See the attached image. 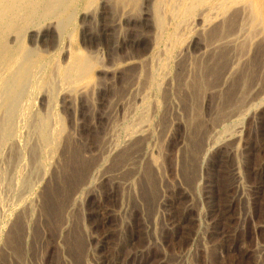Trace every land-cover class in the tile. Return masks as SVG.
<instances>
[{
	"label": "rangeland",
	"instance_id": "obj_1",
	"mask_svg": "<svg viewBox=\"0 0 264 264\" xmlns=\"http://www.w3.org/2000/svg\"><path fill=\"white\" fill-rule=\"evenodd\" d=\"M144 1L145 0L140 1V5L137 8L141 11L133 9L129 14V22L122 21L117 24L114 22L116 15L115 12H113L114 9L111 7V5L108 4L103 8L101 0H97V7L94 6L90 9L89 15L86 17V19L81 21V13L84 14L85 11H79L80 13L78 18L74 21L70 36H67L64 40L65 42L63 41L59 47H57L58 41L55 35H49L48 37L44 38V40L41 42L42 44L40 43L39 48L48 51L53 56L55 55L54 60H59L57 62L59 64H62V61H66V58L71 53V51L68 50H72V45H76L83 53H90L92 55L94 54V56L96 55L97 57L100 56V58H98V65L95 66L93 72L91 73L90 89L82 92L81 94H83V96L79 91H77V93H73L71 95L72 101L70 100L68 102L69 104L62 103L60 100L58 101L56 107L58 113L65 122L64 125L66 128V134H69L73 137H71L72 142L74 141L73 144L76 145V148L81 149L84 159H89L91 166H93L96 162L95 160L97 159L99 150L101 148V139L108 129L109 121L112 120L110 116H113L114 119L119 120L124 114V110H126V108H128L130 105H134V101L136 102L135 97L137 93L135 92V89H137V87H139L138 90L142 89V85L140 84H143V81H140V84H136L133 87L134 90L132 89L129 94L127 93L128 89L125 90V88L129 75H125L128 71V67L125 64H127V62H145L146 59L148 61L150 55L153 54L163 57V54L161 53L163 52L167 54L165 49L168 47L171 49L170 52H172L173 56L171 57V61L169 59L166 61V63L169 65V68L172 69H170V74L166 78L167 84H164L162 91L156 90L154 87L151 89L148 88L149 92L147 93V101L152 106L154 105L152 108L153 114L151 113L152 117L150 121L152 125H149L145 131V133H147L146 135L150 136L149 138L147 136L145 141L146 143L144 142L145 145L143 148H141V145L136 151V156L140 154V156L137 157L140 160H136L139 162L137 163L141 166V168L138 170L135 169V174L131 177V181L128 184L129 188L126 187L124 191H122L123 186L121 183L118 184V182H116V173L112 171L113 168H115L111 165L113 161L109 160L106 165L100 169V173H104V178L100 179L101 182L98 181L94 186L86 188L81 192V194H83V192L85 193L83 196L80 194L76 202H71L73 203L72 205L68 204V207L70 206V208L67 207V212H62L58 223L51 222V219L55 218V215L50 213L48 215L47 212H44V201L46 200L45 189L48 184L45 183L41 188H38L39 190H36V195L40 194V198L35 202L36 213L32 218H30L29 222L31 226L27 225L30 228L29 239L28 241L26 240V244L28 245L25 246V249H27L25 252L28 255V260H25L26 263L24 262L23 264H41V262L42 264H264V253H260V257L258 255L259 250V252H264L261 251L264 249V94L260 96L261 99L254 103V107H252L247 114L248 116L246 115V118L244 117L241 119V122H237L240 124L239 126L242 129L241 132L238 131L239 133L236 135V139L233 141H221L222 143L219 142L216 144L214 149L211 151V155H213H210L211 157L209 156L205 161L206 165L209 163L207 167L205 164L203 166L200 158L198 157L197 165L194 164L195 171L193 175H191L192 177L188 174L186 176L185 166L188 159L187 152L189 151L191 145L187 134V119H189V113L192 112L188 111L187 106L185 107V101L182 97L185 94L184 90L179 87V83L175 79L172 80L171 78H175V71L178 65H180L178 63L181 59L182 61L180 63L185 61L186 64H189L188 62H190L191 65L192 60L195 61V59L201 57L200 55L204 56L205 53L208 54L207 51L204 52L203 50V45H206L207 43L205 40L203 41V35L206 33V31H201L200 28L195 27L193 23H189V25V20L185 26L186 29L181 27L182 29L180 30L181 32L179 31L180 33L178 38L176 37V40H171L167 36V33L173 31L175 27L173 24L174 22L171 24L169 23L170 25H166V28L169 25V29L165 28L166 31L164 30L162 33L164 35H162L157 33V30L152 23L151 17L147 16L145 19H140L141 13L143 11L141 8L143 7L142 5H144ZM247 2L253 6L248 8L246 5L245 7L242 6V4L241 6L237 4L239 7L237 10L239 11L240 9L241 13L236 9L230 13V16L235 13L238 14L237 23L242 22V17H244L245 20L247 18V13L250 12V9L257 7L258 5V0H247ZM259 8L261 12V20L260 24H258V27L256 28H260L261 30H256V32H258L256 33L258 37L255 34H252V29L249 28L246 21L244 23L247 25H243V29L241 28L243 31H239L240 26H237V28H235L236 26L233 27V29L229 31L230 34H226V36L231 39L226 37V46L224 45L225 47H223L225 48L224 50L227 56V66L224 67V73L222 72L223 76H221L219 82L217 83L211 82L214 80L213 77H207V81L210 82L208 84L210 85H207L204 88L202 93L203 96L201 95V97L198 99V104L200 103L199 108H202V111L200 110L202 113L200 114L202 119H199L200 121L204 120L203 128L204 130L207 129L206 133H209L214 129H219L215 128V126L217 127L220 124L216 120L217 112L215 111H218L217 109L220 108V106L222 109V105H224V99H226L227 95L228 98L230 96L233 98L237 96V101H239V103L243 106L246 102L245 99L248 101L256 95L261 94L260 92H264V75H262L264 74V69H262L264 68V61H261L260 66L256 62L259 55L262 56L260 58H264V51H262L264 50V42H262V40H264V37H262L264 36V34H262L264 33V26H261L264 25V1L261 2V6H259ZM242 11L246 12L243 13ZM135 12H137V14ZM131 16H134V18ZM122 30L124 31L122 32ZM157 34L160 35L158 36ZM259 34L261 35L259 36ZM160 36L163 37L161 38ZM74 37L76 38L74 39ZM250 37L251 39L249 40L248 38ZM155 38H158V40L156 41ZM259 38L261 40V44L260 41L258 42ZM168 39L170 41H168ZM244 39H246V41ZM68 42L71 44L70 47H68ZM201 42L203 43L201 44ZM231 42L233 44H231ZM27 43V40H25V44L28 46ZM248 44L249 46H246ZM180 47H182V49ZM54 48H56V50ZM61 48L63 49L62 52ZM258 49H261V52H259ZM133 56L134 58H132ZM230 56L234 59H232ZM135 57L138 60H136ZM238 60L239 63L241 62L240 64L236 62ZM101 61H103V64ZM99 64H102V68ZM229 64H233V67H230ZM253 64L255 65L253 66ZM112 65L113 67H111ZM257 67L261 70H259ZM233 69L235 73L233 72ZM248 75L252 77L248 78ZM222 78L224 79L222 80ZM245 78H248L249 81L248 79L245 80ZM240 79L243 81L240 82ZM233 80L235 82H233ZM217 84L219 86L222 84L223 87L219 88ZM168 86L171 87L169 88ZM241 86L243 87V92L241 91ZM235 87L236 89H234ZM139 93L141 92H138V94ZM217 93L218 95H222L221 98L223 101L221 98L219 99ZM164 94H167L168 97ZM240 94H243V98L240 97ZM248 94L250 95V98H248ZM177 97H180L181 99ZM116 99H118V101H116ZM241 99L242 101H240ZM70 102L73 104L71 105ZM115 102H118V104L121 103L118 106L120 108H117V111L115 109ZM259 102H261L262 106ZM201 103L202 106H200ZM221 103L222 105H220ZM111 104L112 106H110ZM156 104L158 106L157 108H155ZM259 105L260 107H258ZM36 108H42L38 102H36ZM167 110L168 112H166ZM233 110L234 108L228 109V111H226L227 113L225 114V117H229L228 115ZM165 113L166 117L163 119ZM215 114L216 116H214ZM160 117H162V119ZM213 123L217 125L213 126ZM210 124H213L212 127ZM168 129L171 130L172 137L174 136L173 141L165 140ZM163 130L165 132H162ZM72 133L74 134L71 135ZM159 138L162 140H159ZM96 139L97 142H94ZM160 141L162 142L160 143ZM147 146H149V148ZM163 147L164 149L166 148V150H164ZM159 148L161 151V157H158L162 158L160 160V165H163L164 167L162 166L160 171H154L152 173L150 169L153 167L146 165V159L143 158L146 157V152L149 154H154L157 151L154 155H159ZM91 156L92 158H95L92 159ZM142 167L146 168L142 169ZM236 167L238 169H236ZM107 168L110 169L108 170ZM146 170L154 175L155 181H158V184L156 181L157 195L151 196V192L149 191L147 184L148 174H145ZM55 175L56 174L53 175L52 179L55 178ZM157 175L161 177H158ZM119 179L120 182H124V180L126 181L127 176H125L123 179H121L120 176ZM133 186L135 187L133 188ZM123 193H125V197H123ZM120 199L123 201V203ZM161 215L164 216L161 217ZM64 217H66V220ZM155 217L157 218V221H155ZM51 224L54 226H51ZM5 246V244L0 246V264H19V260L16 259L17 255L13 251L14 247L11 249V246ZM2 253L4 255H2ZM43 255L45 258H43ZM6 256H9L10 258L8 259Z\"/></svg>",
	"mask_w": 264,
	"mask_h": 264
},
{
	"label": "bare ground",
	"instance_id": "obj_2",
	"mask_svg": "<svg viewBox=\"0 0 264 264\" xmlns=\"http://www.w3.org/2000/svg\"><path fill=\"white\" fill-rule=\"evenodd\" d=\"M140 1H143V0H101V4H102L103 8L108 4L111 5V7L114 9L113 12H115V15H116L114 22H116L118 24L122 21L123 22L124 21H126V22L130 21L128 18L129 14L132 12L133 9H137L139 7ZM262 1H264V0H258L257 7L250 9V12L247 13V18L244 20V17H242L243 19H241L242 20L241 23H237V21H238L237 20V15H238L237 13L234 12L235 14H233L231 16H230V13L234 9L237 10V8H239L237 4H239L240 6H241V4H242V6L246 5L248 8L253 6L249 2H247V0H145L144 5L141 4L143 6L141 9H143V11L141 13L140 19H145L147 16L151 17L152 23L155 26L157 33L162 34L166 28V25L174 22L173 24L175 27H174L173 31L172 32L168 31L169 33H167V36L171 40H176V37L178 38V35L181 32L180 30L182 29L181 27H184L186 29L185 26L187 25V22L189 20L190 21L188 22V24L193 23V25L195 27L200 28L201 31H203V32L206 31V33L203 35L204 36L203 41L205 40L207 43H206V45H203L204 46L203 50H204V52L207 51L208 54L205 53L204 56L200 55L201 57L198 59H195V61L192 60L191 65H190V62H188V61L187 62L189 64H186L185 61L180 63L182 61V59H181L180 62L178 63L180 65H178V67L176 66L177 67L176 71L174 69L175 75L174 74L173 75L175 76V78H173V77L171 78L172 80L175 79L179 83V87H181V89L184 90L185 94L182 97L185 101V107L187 106L188 111L192 112V113H189L190 114L189 119H187L188 120V133L187 134H188V137L190 140L189 142L191 145H190L189 151L187 152L188 154L186 153L188 156V159H187L188 164L186 162V166L184 165L185 171H186V176H187V174L190 176L193 175V173L195 171V165L194 164L197 165L198 157L200 158V161L202 162V164L204 166V164L206 163L205 161L211 155V151L214 149L216 144H218L221 141H223V142L224 141H231V140L233 141L236 139V135L239 132H241V129H242L239 126L240 124H238L237 122H241V119H243L249 113L251 108L254 107V103L256 101H258L259 99H261L260 96L262 94H264V92H260L261 94H258V95H256L254 93L256 96L253 97L252 99L248 100V101L245 99L246 102L244 101L245 103L242 106L239 103V101H237V98H238L237 96H235L234 98L232 96H230L228 98V95H227L228 93H227L226 94L227 97H226V99H224V105H222V103L220 104V105H222V109L220 106V108L217 109L218 111H215V112H217V116H216V114L214 115L217 117L216 120L220 124L216 127L215 125H217V124H214L215 123L214 122L213 123L214 125L213 124L212 125L215 126V128H219V129H214V130L210 131L209 133L208 132L206 133L207 129L204 130V128H203V126H204L203 121L204 120L200 121V119H202L200 116V114H202L201 113L202 108L201 109L199 108L200 103L198 104V99H199V97H201V95L204 91V88L207 85H210V84H208L210 82L207 81L208 76H211V78L213 77L214 80L211 82H214V83L219 82L221 76H223L222 72L225 69L224 67L227 66V62H226L227 56H226V52L224 50L225 48H223L226 46L225 42H227L225 40V38L227 37L226 34H228L229 31L232 30L233 27H235V26H236L235 28H237V26L238 27L240 26V28H239V31H240L241 28L243 27V25L246 26L248 24L249 28L252 29L251 30L252 34L256 35V33H258V32H256V30L258 31L260 29V28L257 29L256 27H258V24H260V20H261V12H260L259 6H261ZM96 3H98L97 0H0V246L2 244L3 245L5 244L6 245L5 247L11 246L10 247L11 249H12V247H14L13 251L17 255L16 259L19 260V264H21V263L23 264L25 262V260H28L27 259L28 255L25 252V250H27V249H25L26 248L25 246L28 245V244H26V240L28 241L29 235H30V228L28 227L30 225L29 221H30V218H32L33 215L36 213L35 212V207H36L35 202L38 201L40 198V194L36 195V190H39L38 188H41L45 183H47L48 185L45 189L46 200L44 202H45L46 209L44 207V212L45 213L47 212L48 215H49V213L52 215H55V218H52L51 222H57V223L59 222V219H60L62 212L63 213L67 212V209L70 208V206L68 207V204L72 205L73 203H71V202H76L77 199L79 198V195L81 194V192L83 190H85L86 188H89L91 186H94L98 181L101 182L100 179L104 178V175H103L104 173L103 174L100 173V169L102 167H104L109 160L113 161L111 163V165L115 168H113L112 171H114L116 173V176H115L116 182H118V184L121 183V185L123 186L122 191H124V189L126 187L129 188L128 184L131 181V177L135 174V169L138 170L141 168V166L138 165V163H139L138 161L140 159L137 158L138 156H140V154L136 156L135 155L136 151L141 145H142L141 148H143V146L146 143L145 141L147 139V136H148V138L150 136V135H146L147 133H145V131L149 125H152L150 123V121H151V117H152L151 116L152 108L154 105L152 106L147 101V98H148L147 93L149 92L148 88L151 89L152 87H154V89L162 91L164 84H167L166 78L170 74V69H172V68H169V65L166 63V61L168 59L171 61V57L173 56L172 52H170L171 49L169 47L167 49H165L166 47L164 48L168 55L166 53L162 52L161 54H163V57H159V56H157V54L156 55L153 54V55H150V57L148 56L149 59H148V61L146 59L145 62H140V61H138V62H127L126 61L127 64H125V65L128 67V71L126 70L127 73L125 75H129V77H128V80H127L128 82L126 83V88H125V90L128 89V92L127 91H125V92H127L129 94V92H131V90L133 89V87L136 84H140V81H143V84H140V85H142V89L138 90L139 87H137V89H135V92L137 93L136 97H135L136 102L134 101V105H130L128 108H126V110H124V114L122 112L123 115H122V117L120 115L121 118L119 120L114 119L113 116L109 115L112 120L109 121V126H108V129L105 132V134L103 133L104 135H103V137L101 139V143H100L101 148L99 150L97 159L95 160L96 162L94 163L93 166H91L90 160L84 159V156L82 154L83 152H81V149L76 148V145L73 144L74 141L72 142V139H71L72 136H70L69 134H66V131H65L66 128L64 125L65 122L63 121L62 117L58 113L56 107H57L58 101H60V100H61L60 102H62V103H68L72 99L71 95L73 93H75V92L77 93V91H79L81 94L82 92L90 89L89 87H91L90 86L91 85V82H90L91 81V73L93 72L95 66L98 65V58H100V56L97 57L96 55L94 56V54L92 55L90 53H88V54L83 53L76 45H72V50H68V51H71V53L66 58V61L65 62L62 61V64H59V63H57L59 60L58 61L54 60L55 55L53 56L48 51L40 49L39 46H40V43L44 40V38L48 37L49 35H55V37L57 38V41H58L57 47H59L61 45V43L65 40V38L67 36H70L71 29H73L72 26L74 25V21L78 18V15L80 13L79 11H83V10L85 11V12L83 11L84 14L81 13V16H80L81 21H82V20L86 19V17L89 15L90 9L94 6H96ZM138 11H141V10H138ZM240 11L241 10L239 9L238 12H240ZM242 12L244 13L246 11H242ZM135 13L137 14V12H135ZM131 17L134 18V16H131ZM245 21L247 24L244 23ZM168 26H167V28H168ZM261 26H264V25H261ZM123 31L124 30H122V32ZM241 31H243V30H241ZM160 34H157V35L159 36ZM185 34H184V36H185ZM201 34H202V32H201ZM241 34H243V33H241ZM262 34H264V33H262ZM162 35H164V34H162ZM260 35L261 34H259V36ZM200 36H202V35H200ZM235 36H236V34H235ZM247 36H249V35H247ZM256 36L258 37V35H256ZM160 37L162 38L163 36H160ZM262 37H264V36H262ZM75 38L76 37H74V39ZM182 38H183V36H182ZM240 38H239V40H240ZM228 39H231V38H228ZM234 39H236V38H234ZM248 39L250 40L251 37ZM25 40H27L28 46L25 44ZM155 40L157 41L158 38H155ZM244 40L246 41V39H244ZM168 41H170V40L168 39ZM259 41L261 44L260 38H259L258 42ZM262 42H264V40H262ZM157 43H156V45H157ZM202 43L203 42H201V44ZM244 43H242V44H244ZM231 44H233V43L231 42ZM249 44L246 46H249ZM70 45H71L70 43H69V46L67 44L68 47H70ZM175 45H176V43H175ZM180 45L182 46L181 43H180ZM244 45H243V47H244ZM116 46H117V44H116ZM237 46H239V45H237ZM147 47H149V46H147ZM159 47H161V46H159ZM62 48H63V46H62ZM62 48H61V52L63 50ZM152 48H153V45H152ZM156 48H157V46H156ZM180 48L182 49V47H180ZM54 49L56 50V48H54ZM148 49H150V48H148ZM164 49H162V50H164ZM239 49H242V48H239ZM102 50H103V47H102ZM87 51H89V50H87ZM105 51H107V50H105ZM262 51H264V50H262ZM259 52H261V49L259 50ZM53 53H54V51H53ZM67 53H69V52H67ZM100 53H102V52H100ZM157 53H158V51H157ZM232 53H234V52H232ZM244 53H246V52H244ZM235 54H238V53H235ZM59 55H61V54H59ZM239 56H240V54H239ZM260 57H262V56L259 55L258 60L256 61L259 64V66L261 64V61H264V58H260ZM132 58H134V56ZM132 58H131V60H132ZM141 58H139V59H141ZM104 59H105V57H104ZM228 59H229V57H228ZM232 59H234V58H232ZM136 60H138V59L136 58ZM244 61H242V62H244ZM101 62L103 64V61H101ZM110 62H111V60H110ZM236 62L239 63V60ZM253 62H254V60H253ZM232 65L233 64H231L230 67ZM234 65H235V63H234ZM244 65H246V64H244ZM254 65L255 64H253V66ZM108 66H109V64H108ZM111 67H113V65ZM101 68H102V66H101ZM261 68H262V66H261ZM104 69H102V70H104ZM122 69H124V68H122ZM262 69H264V68H262ZM259 70H261V69H259ZM123 71H125V70H123ZM98 72H100V71H98ZM121 72H122V70H121ZM233 72H234V69H233ZM234 73H231V74H234ZM262 75H264V74H262ZM250 77H252V76H249L248 78H250ZM209 78H208V80H209ZM223 79L224 78H222V80ZM247 79L245 78V80H247ZM258 79H259V77H258ZM92 80H93V77H92ZM115 80H117V79H115ZM243 80H244V78H243ZM243 80H241L240 82H242ZM248 81H249V79H248ZM251 81H252V79H251ZM125 82H126V80H125ZM233 82H235V81L233 80ZM238 82H239V80H238ZM245 82H247V81H245ZM243 84H245V83H243ZM112 85H111V87H112ZM220 85L221 86L218 85L219 88L223 87L222 84H220ZM240 85H241V83H240ZM257 85H258V83H257ZM100 87H99V89H100ZM166 87H167V85H166ZM209 87H211V86H209ZM236 87L234 89H236ZM96 88H97V86H96ZM237 88H239V87H237ZM240 88L242 91L243 87L241 86ZM141 90H143V91H141ZM244 90H245V88H244ZM138 92H141V93L138 94ZM158 93H160V92H158ZM235 94H238V93H235ZM81 95L83 96V94H81ZM125 95H127V94H125ZM131 95H133V94H131ZM164 95H167V94H164ZM179 95H181V94H179ZM217 95H218V93H217ZM251 95H252V93H251ZM205 96H207V95H205ZM218 96L220 99L222 95L220 94ZM167 97H168V95H167ZM240 97L243 98V94H240ZM91 98H92V96H91ZM114 98H115V95H114ZM177 98L181 99L180 97H177ZM248 98H250V95ZM119 99H120V97H119ZM90 100H92V99H90ZM129 100H131V99H129ZM133 100H134V98H133ZM116 101H118V99H116ZM222 101H223V99H222ZM240 101H242V99ZM36 102H38V104H40V106L42 107V108H39L40 110L38 108H36ZM168 102H169V100H168ZM127 103H126V105H127ZM259 103L262 106L261 102H259ZM70 104H71V102H70ZM115 104H116L115 109L117 111L118 110L117 108H120L118 106L121 103L118 104V102H115ZM260 105L258 107H260ZM110 106H112V104ZM200 106H202V103ZM69 107H71V106H69ZM157 107L158 106L156 104L155 108H157ZM230 108H234V110L231 111V113L228 115L229 117H225L226 116L225 114L227 113L226 111H228V109H230ZM73 109H74V107H73ZM108 109H110V108H108ZM219 109H221V110H219ZM170 110H171V107H170ZM184 110H185V108H184ZM166 112H168V110ZM175 115H178V114H175ZM165 117H166V113L164 114L163 119ZM160 118L162 119V117H160ZM93 119H94V117H93ZM163 121H165V120H163ZM156 124H155V126H156ZM77 125H78V123H77ZM212 125H211V127H212ZM169 130L170 129H168V131H167L168 133H167V136L165 137L166 139L165 138L164 139L166 141L167 140L173 141L174 136L172 137L171 130L170 131ZM162 132H165V131L163 130ZM73 134L74 133H72L71 135H73ZM154 135H155V133H154ZM163 137H164V135H163ZM161 138H159V140ZM155 139H156V137H155ZM99 140H100V138H99ZM94 142H97V139L94 140ZM161 142L162 141H160V143ZM205 142H206V145H205ZM154 143H155V140H154ZM175 143H177V142H175ZM147 144H148V141H147ZM149 146H147V147L149 148ZM166 148H167V145H166ZM166 148L164 149V147H163L164 150H166ZM233 148H235V147H233ZM144 149H145V147H144ZM158 150H159L158 151L159 155L158 154L154 155L157 151L154 154L153 153L149 154L146 152L145 153L146 157L143 158V159H146L145 160L147 162L146 165H150L151 167H153L152 169H150L152 173L154 171H160L162 166H163V165L162 166L160 165V160L162 159V158H159V157H161L160 148ZM162 153H163V151H162ZM64 154H65V156H64ZM162 155H164V154H162ZM91 158H92V156H91ZM93 158H95V157H93ZM183 164H182V166H183ZM207 165H206V167H207ZM116 167H118V168H116ZM143 168L144 167H142V169ZM196 168H198V167H196ZM111 169H112V167H111ZM236 169H238V168L236 167ZM88 170H89V172H88ZM55 171H56V173H55ZM185 171H184V173H185ZM151 172L146 170L145 174H148L147 184H148L149 191L151 192V196H153V195H157V193H156V188H157L156 187V181L157 180L155 181L154 175ZM236 172H237V170H236ZM54 174H56L55 178L52 179ZM105 175H106V173H105ZM120 176H121V179H123L125 176H127L126 181L124 180V182H120V179H119ZM158 177H161V176H158ZM158 180H159V178H158ZM157 184H158V181H157ZM193 185H194V183H193ZM134 187L135 186H133V188ZM93 188H95V187H93ZM73 190L74 191L76 190V191L74 192ZM159 191H157V192H159ZM133 192H135V191H133ZM154 192H155V194H154ZM83 194H85V193L83 192ZM83 194H81V195L83 196ZM123 197H125V193H123ZM132 197H133V195H132ZM124 202H126V201H124ZM122 203H123V201H122ZM189 204H191V203H189ZM239 204H241V203H239ZM162 216H164V215H161V217ZM66 217H64V219ZM164 219H165V217H164ZM155 221H157V218L155 219ZM52 225L53 224H51V226ZM65 225H66V223H65ZM46 229H48V228H46ZM56 230H59V229H56ZM121 234H123V233H121ZM38 235H39V233H38ZM43 235H44V233H43ZM38 240H40V239H38ZM40 241H42V240H40ZM40 244H42V243H40ZM35 245H36V243H35ZM38 245H39V243H38ZM3 250H4V248H3ZM259 251H258V255L260 257V255H261L260 253H264V252H259ZM261 251H264V249H262ZM10 252H11V250H10ZM13 253H11V254H13ZM88 253H89V251H88ZM42 254H43V252H42ZM2 255H4V254L2 253ZM44 255H43V258H45ZM6 257L8 259L10 258L9 256H6ZM14 257H15V255H14ZM2 258H3V256H2ZM43 258H41V259H43ZM93 261H94V259H93ZM31 263H34V262H31ZM41 264H42V262H41Z\"/></svg>",
	"mask_w": 264,
	"mask_h": 264
}]
</instances>
